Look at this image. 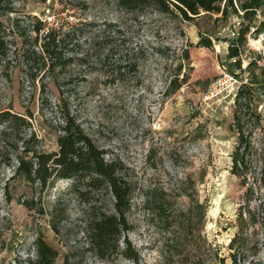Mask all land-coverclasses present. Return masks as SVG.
<instances>
[{
  "label": "rangeland",
  "instance_id": "1",
  "mask_svg": "<svg viewBox=\"0 0 264 264\" xmlns=\"http://www.w3.org/2000/svg\"><path fill=\"white\" fill-rule=\"evenodd\" d=\"M13 10L0 15L9 41L0 60V111L27 124L7 134L0 128V264L37 259L38 238L54 249L56 264H264V163L257 160L264 155V68L227 58L226 39L241 19L202 13L183 22L150 10L134 16L115 0H15ZM37 20L75 31L67 49L81 60L39 69ZM263 20L264 6L254 23ZM201 33L211 48L196 45ZM225 71L246 85L241 118L255 146L252 194L231 172L237 89L228 84L208 96ZM67 115L107 160L121 164L130 187L124 226L103 242L92 227L116 214L108 188L77 187L70 178L41 188L15 174L22 141L34 133L29 147L56 151Z\"/></svg>",
  "mask_w": 264,
  "mask_h": 264
},
{
  "label": "trees",
  "instance_id": "2",
  "mask_svg": "<svg viewBox=\"0 0 264 264\" xmlns=\"http://www.w3.org/2000/svg\"><path fill=\"white\" fill-rule=\"evenodd\" d=\"M15 0H0V15L13 12ZM45 1V0H41ZM116 4L124 11L137 16L144 10H150L158 15H164L179 21H192L205 14H220L221 19L234 15L241 19L238 30L233 37L226 39L228 42L227 58L240 67L242 47L246 41V33L256 20L257 12L264 6V0H115ZM264 23V20L262 21ZM35 36L33 38L34 55L39 59V69L55 70L64 68L72 61L81 60V57L70 55L67 49L75 39V31L62 28L45 29L42 20H37L34 25ZM197 46L211 48L212 41L209 37L200 34ZM9 41L7 39L6 26L0 20V60L7 57ZM183 59L189 61L188 48L183 50ZM255 65L248 62L247 66ZM182 64L179 65L181 69ZM242 84V83H241ZM239 85L235 93L236 110L234 121L238 132L236 146L231 154V172L240 179L242 186H247L246 194L254 192V184L247 182V174L252 168L254 143L245 134L242 124L244 101L247 95L244 93L246 85ZM246 102V101H245ZM26 125L25 117L10 110L0 111V128L3 134L14 124ZM5 125V126H4ZM35 139L32 133L28 139L22 141V150L17 156L15 174L25 180L37 183L41 188L51 184L57 178H70L75 186H83L89 189L108 188L114 197L116 214L102 215L92 227V235L98 242H103L110 236L119 233L124 226V214L129 206L130 187L121 173V164L115 160H107L104 151L98 148L84 133L77 121L67 115L61 128V134L57 136V150L45 151L29 147V142ZM32 152V157L27 154ZM261 152H264L261 147ZM263 153L257 158L264 163ZM259 186L264 187V164L260 167ZM250 200V197H247ZM37 259L30 260L28 264H56V253L42 238L36 241ZM130 256V255H129ZM131 257V256H130Z\"/></svg>",
  "mask_w": 264,
  "mask_h": 264
},
{
  "label": "built area",
  "instance_id": "3",
  "mask_svg": "<svg viewBox=\"0 0 264 264\" xmlns=\"http://www.w3.org/2000/svg\"><path fill=\"white\" fill-rule=\"evenodd\" d=\"M46 19L50 22L52 17L47 14ZM245 36L246 41L240 55L241 60L245 63L243 67H246L248 62L252 61L256 66L264 68V23L262 21L257 25L254 23ZM251 54H253L252 57ZM232 61H235V59H232ZM228 84L237 89L241 83L234 75L225 71L223 76L214 82L208 96L222 92L225 87L228 88Z\"/></svg>",
  "mask_w": 264,
  "mask_h": 264
}]
</instances>
